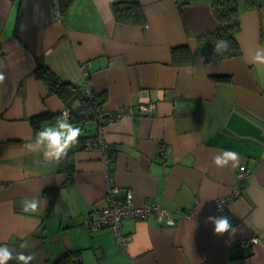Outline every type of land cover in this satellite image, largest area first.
<instances>
[{
  "label": "crops",
  "instance_id": "obj_1",
  "mask_svg": "<svg viewBox=\"0 0 264 264\" xmlns=\"http://www.w3.org/2000/svg\"><path fill=\"white\" fill-rule=\"evenodd\" d=\"M121 1L132 0H74L59 16L55 0H0V246L34 255L31 264L68 251L82 264H264V66L251 62L264 47V7L240 16L241 54L208 64L198 37L218 27L216 0H134L142 25L117 19ZM40 61L79 86L81 64H91L106 95L109 122L77 126L71 173L25 148L36 139L33 116L66 108L36 77ZM142 104L154 110L141 114ZM224 151L238 153L236 168L214 165ZM245 167L246 186L226 209L237 232L217 235L207 217L221 215L214 203L233 194ZM108 168L120 197L130 190L138 205H160L174 224L125 219L124 250L112 231L90 233L84 220L106 205ZM33 197L40 209L22 212Z\"/></svg>",
  "mask_w": 264,
  "mask_h": 264
},
{
  "label": "trees",
  "instance_id": "obj_2",
  "mask_svg": "<svg viewBox=\"0 0 264 264\" xmlns=\"http://www.w3.org/2000/svg\"><path fill=\"white\" fill-rule=\"evenodd\" d=\"M74 0H59L61 5V13L64 9L70 6ZM189 0H184L181 5L189 4ZM264 7V0H216L213 4L214 16L218 22V27L209 34L199 35L198 44L201 48L202 59L205 63L220 62L224 60L234 59L241 54V46L238 42V35L241 32L242 24L240 16L246 12H262ZM114 13L117 19L130 25H142L144 24V13L142 6L139 2L134 0L116 2L114 5ZM226 40L229 42V48L227 51L220 54H214L216 40ZM187 52V50H186ZM190 55V54H188ZM189 61V60H188ZM187 63V62H186ZM36 77L45 82L48 94L50 96L58 97L61 102L64 103L66 108L71 109L72 119L71 123L79 126L86 122H97L98 110H101L107 100L106 95L97 94L92 99L85 95L82 87L72 83L65 82L55 76L44 61H40L37 65ZM58 114L52 115L50 112L33 116L31 124L35 127L36 132L42 127V122L46 120L55 121ZM54 124V122H52ZM51 123V124H52ZM98 135L96 134L95 137ZM80 139V137H79ZM87 140V138H82ZM84 142V141H83ZM76 150L71 148L67 156L64 157L60 163L59 172L71 173L74 169V158ZM246 168V167H245ZM57 190L51 191V199L55 201ZM80 251H68L65 252L58 260L53 264H82L80 260Z\"/></svg>",
  "mask_w": 264,
  "mask_h": 264
},
{
  "label": "built area",
  "instance_id": "obj_3",
  "mask_svg": "<svg viewBox=\"0 0 264 264\" xmlns=\"http://www.w3.org/2000/svg\"><path fill=\"white\" fill-rule=\"evenodd\" d=\"M54 6L57 9V14L61 15V5L59 4V0H55ZM92 66L91 64L85 62L81 64V77L82 83L81 87L85 92V95L92 99L96 93L95 88L93 87L92 80ZM155 104V103H154ZM154 104H142L139 107L141 114H149L154 110ZM97 122L101 126L105 125L109 122L107 116L102 110H98ZM67 113V120L71 123L72 114L71 109L65 108L60 112L62 114ZM57 116V117H59ZM125 116L122 114H118L116 121L124 118ZM56 122V121H55ZM97 137V143L101 146L103 150L105 149L102 143V136L99 133ZM90 145L91 143L88 142ZM108 148V147H107ZM109 149V148H108ZM164 157V156H163ZM249 172L247 168H243L237 175V180L234 185V192L231 196L219 198L214 205L218 211L223 216H227L230 220V223L233 224L235 221L230 218L228 215V211L226 210L228 206L231 204L235 198L241 195L242 189L246 186V181L249 179ZM106 184H107V193H106V205L102 208H98L93 210L87 218H85V226L90 233L99 232V230H109L115 234L117 243L124 250L129 245L131 241V236L125 235L121 232L123 222L125 219H137V220H147V217L155 218L156 221H167L171 225L174 224V220L169 217L167 210H164L160 205L149 204L138 205L135 200V195L130 190L125 192V195L120 197V187L116 185L113 181L112 173L108 171L106 173ZM193 213L189 214V217H192ZM251 243L245 242L243 243V248L249 247Z\"/></svg>",
  "mask_w": 264,
  "mask_h": 264
},
{
  "label": "clouds",
  "instance_id": "obj_4",
  "mask_svg": "<svg viewBox=\"0 0 264 264\" xmlns=\"http://www.w3.org/2000/svg\"><path fill=\"white\" fill-rule=\"evenodd\" d=\"M214 44L215 55L227 51L229 48V42L223 39L216 40ZM251 62L255 65L264 66V47L257 48L252 53ZM4 79V74L0 72V83H3ZM66 117L67 113H64L55 118V124L45 123L42 125L40 128L42 130L36 132V139L26 144L25 148L29 151H37V149H40L44 160L59 163L67 156L69 148L78 142L80 136V129L74 124L69 123ZM230 162L232 168H236L239 165L240 158L237 152L224 151L222 155L214 157L213 160L214 165L217 167H226ZM39 209L40 200L38 198H25L22 201V212L24 213H36ZM206 222L214 226V232L217 235H223L225 233L235 235L237 232V228L230 223L227 216H209ZM253 243H255V241H253ZM26 246V244L21 245L22 248ZM13 259H15L17 264H31L35 256H26L23 253H17L15 257H13L12 252L7 246H0V264H7L8 261Z\"/></svg>",
  "mask_w": 264,
  "mask_h": 264
}]
</instances>
